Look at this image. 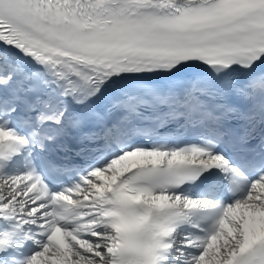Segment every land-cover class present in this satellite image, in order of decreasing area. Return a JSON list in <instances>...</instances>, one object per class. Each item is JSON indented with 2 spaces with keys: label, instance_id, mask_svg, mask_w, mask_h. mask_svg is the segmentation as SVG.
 I'll list each match as a JSON object with an SVG mask.
<instances>
[{
  "label": "snow or ice",
  "instance_id": "snow-or-ice-1",
  "mask_svg": "<svg viewBox=\"0 0 264 264\" xmlns=\"http://www.w3.org/2000/svg\"><path fill=\"white\" fill-rule=\"evenodd\" d=\"M0 222V264H264V0H0Z\"/></svg>",
  "mask_w": 264,
  "mask_h": 264
}]
</instances>
